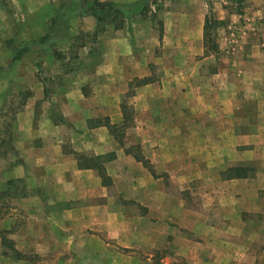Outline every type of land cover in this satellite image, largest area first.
<instances>
[{"label": "crops", "instance_id": "1", "mask_svg": "<svg viewBox=\"0 0 264 264\" xmlns=\"http://www.w3.org/2000/svg\"><path fill=\"white\" fill-rule=\"evenodd\" d=\"M70 1L50 2L49 17L39 8L28 21L31 26L24 25L25 32L0 36V100H19L11 136L20 159L4 170V180L28 175L25 179L32 188L25 198L30 204L29 226L15 235L30 241L15 249L21 254L23 249L61 252L54 264H102L97 252L87 257L89 249L134 248L124 236L110 244L102 239L75 240L71 233L103 232L110 220L117 234L136 232L134 227L119 229L121 218L130 212L122 200L134 196L164 213L167 193L156 174L158 167L191 169L196 175L200 170V177L207 175L206 184L214 183L209 175L217 170L228 192L237 183L233 191L238 193L239 208L260 218L243 225L254 224L261 234L264 0H248L244 12L227 4L217 6L218 0L167 1L168 12L162 14L160 9L156 19L136 15L122 28L110 24L100 31L94 17L77 16L71 19L68 38L52 49L14 60V47L43 37L60 7ZM88 1L92 5L95 0ZM211 14L224 30L217 50H210L206 37ZM78 22L88 28H78ZM130 127L136 128L133 143L127 141ZM146 167L150 171L144 177L132 176L134 169ZM112 180L117 195L107 190ZM151 186L158 192H151ZM11 225L0 215V264H30L23 254L12 257L4 250L3 236ZM257 246L200 249L189 244L184 259L188 264H203L206 258L209 264H229L235 251L240 260L253 263ZM70 250L74 255L64 257ZM106 264H134V260L122 253L108 257Z\"/></svg>", "mask_w": 264, "mask_h": 264}, {"label": "rangeland", "instance_id": "2", "mask_svg": "<svg viewBox=\"0 0 264 264\" xmlns=\"http://www.w3.org/2000/svg\"><path fill=\"white\" fill-rule=\"evenodd\" d=\"M61 0H0V36L1 39L11 36H18L26 31L31 25L28 21L36 14L39 8L45 12L46 16L51 14L47 11V4L59 3ZM226 2V3H225ZM218 0L217 6L227 4L235 11L244 12L248 7V0ZM170 3H166L161 13L166 14ZM155 8V6H154ZM51 13V11H49ZM212 14H216L215 12ZM210 15L214 18V15ZM82 23V22H81ZM78 22L76 26L83 30L88 28L87 23ZM219 24L213 25L210 32V43L217 42L219 34H223V28H218ZM231 33H236L232 30ZM81 31V30H80ZM25 34V33H24ZM208 39V37H207ZM45 68V67H43ZM19 100L9 97L5 101L0 100V215L9 218L12 223L11 228L5 234L10 240H14V248L18 243L25 245L30 241V237L15 236L23 228L29 226L26 210L29 209V202L25 201L31 193V187L25 179L28 175L19 179L4 180V170L15 164L20 159L19 154L15 152L12 131V118L14 110ZM3 104V105H2ZM136 128H128V143L136 142ZM168 141L178 142V138L168 137ZM169 166V165H168ZM150 168V167H149ZM149 168L137 170L134 169L135 177H144L150 170ZM105 171V170H104ZM157 176L164 182L167 200L166 211L159 213L156 208L150 209L142 203L139 196L130 197V201H123L130 209L128 216L122 217V226L119 229H136V232H120L117 234L114 230L116 226L110 221L103 232L72 234L76 239L98 241L100 239L105 243L116 244L120 237L129 238L135 245L132 249L118 250L113 247H104L100 250H88L87 257H95V252L106 264L108 257H120L123 253L125 259L132 258L134 264H188L185 255L189 252V244L193 247L205 249L207 246H232L238 244L240 247H251L259 244L258 258L256 262H246L240 260L241 255H236L231 251L229 264H264V218L260 220L262 233L255 231V225L244 227V222L260 219L256 217L255 212H249L239 208V198L237 183H232L231 191L228 192L227 186L219 181L217 170L210 174L213 178V184H206L207 175L200 177L201 171L180 168H155ZM106 172V171H105ZM151 173V172H150ZM193 173V174H192ZM122 175L120 178H123ZM210 178V177H209ZM106 182L107 179H105ZM236 188L233 191V188ZM109 193L117 195L118 187L116 183L110 182L107 187ZM127 191V190H126ZM148 191H146L147 193ZM151 192H158V189L151 186ZM238 198V201L237 199ZM249 213L251 215H249ZM240 221V224H239ZM226 226L224 227V225ZM134 227V229H133ZM17 232V233H15ZM92 241V242H93ZM8 255L14 257L13 248L5 246ZM23 255L27 257L30 264H54V260L62 257L61 252H46L41 250L23 249ZM242 251H244L242 249ZM245 253V252H244ZM208 252H206V255ZM74 251L66 252L64 257L70 258ZM205 255V256H206ZM8 256V258H12ZM63 257V258H64ZM209 259H205L203 264ZM100 264V263H99Z\"/></svg>", "mask_w": 264, "mask_h": 264}, {"label": "trees", "instance_id": "3", "mask_svg": "<svg viewBox=\"0 0 264 264\" xmlns=\"http://www.w3.org/2000/svg\"><path fill=\"white\" fill-rule=\"evenodd\" d=\"M167 1L174 0H137L132 3L95 0L92 5L88 0H71L69 3H65L60 7L56 17L48 28V32L43 37L24 41L14 47V60L21 59L24 55L32 52L52 49L58 42L68 38L71 33V19L74 17H94L98 31L104 30L110 24L114 25L116 28H122L128 20L136 15L149 16L156 19V13L162 9ZM217 23L218 21L216 19L208 15L206 21V37H208L207 40L209 43L211 42L209 29L214 27L213 25ZM209 47L210 50H217L216 42L213 41ZM45 93L47 96L51 93L49 84H46ZM150 170L153 171V168H150ZM99 172L103 179L107 178L104 169L100 168ZM3 237L4 244L13 248V254L15 256H21L22 254L14 248V241L6 236Z\"/></svg>", "mask_w": 264, "mask_h": 264}]
</instances>
